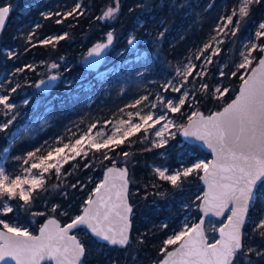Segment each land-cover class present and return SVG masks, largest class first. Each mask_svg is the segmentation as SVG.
<instances>
[{
    "label": "snow or ice",
    "instance_id": "obj_1",
    "mask_svg": "<svg viewBox=\"0 0 264 264\" xmlns=\"http://www.w3.org/2000/svg\"><path fill=\"white\" fill-rule=\"evenodd\" d=\"M262 2L264 0H235L230 11L222 10L200 46L189 49L188 55L176 64L164 61L162 82L159 83L161 91L141 94L122 107L118 106L107 118L89 115L85 123L82 116L66 124L63 132L46 139L39 137L51 126L54 101L58 97H49L58 83H63L65 89L66 99H62L61 104L88 107L95 102L97 91L103 93L112 87V76L121 78L126 74L129 80L138 84L149 80L156 70L154 61L159 60V48L168 29L163 28L152 41L157 47L151 59L150 53L139 47L140 38L132 31L126 39V47L117 53L121 58L119 62L100 71L98 66L107 63V52L114 42L115 28L112 27L105 34V42H97L89 49L83 71L75 79L66 76L71 67L64 64L61 68L58 61H41L48 69L46 79L34 82L25 78L22 84L13 78L36 72L39 65L25 63L6 72L0 78V134L5 141L0 146V261L9 264L7 258H10L16 264H43L47 260H54L55 264H84L87 249L74 234L77 230L85 235L90 231L100 241L113 246H129L133 206L128 201V165L134 163L136 155L131 149L137 143L144 146L136 150L141 153L166 149L177 134L182 135L187 144L210 149L214 159L202 158L197 151L178 144L176 147L181 149L177 154L178 167L167 164L166 152L158 153L162 163L150 166V175L155 177L149 182L153 189H160L162 182H166L174 191L183 192L190 177L207 185V191L203 196L197 195L191 205L181 203L185 218L178 229H171L172 234L162 240L161 255L155 264H238L240 260L244 264H254L253 257L264 260V247L253 246L250 242L257 237L264 241V210L250 215L257 202L264 206V20L252 29L247 28L253 7ZM213 3H209L208 8ZM146 6L137 3L128 11L131 13ZM121 7L122 0H110L94 19L114 23ZM91 8L92 5L84 4L83 0H75L66 11H44L41 16L45 20L57 17L54 21L57 25H63L70 17L78 23ZM11 9L10 2L0 6V31L5 27ZM194 15V23L202 26V15ZM75 26L76 23L67 25L68 28ZM41 27L42 24L37 22L26 35L18 37L25 52L30 50L29 45L31 48L50 45L55 50L60 41L70 38V33L64 31L40 40L36 29ZM226 41L231 44L227 50L221 47ZM222 52L226 55L235 52L229 72L224 71L228 67L227 61H215L219 65L217 73L221 82L213 86L211 95L222 102V108L205 114L197 107L201 101L197 100L196 91L208 94L209 85L203 81L209 75L208 66L214 64L213 58ZM5 54L8 59L18 56L15 49L7 50ZM224 77L241 81L238 94L230 98V102L224 101L230 92V88L222 83ZM197 80L201 81L198 88ZM24 87L34 91L17 100L14 94ZM124 93L125 88L121 86L119 94ZM30 104L31 116L22 112V108ZM186 105L191 111L185 110ZM176 115L185 118L186 122H179ZM18 119L21 120L19 124ZM22 145L25 148L17 151ZM124 146L129 150L117 151ZM96 154L102 156V161H110L111 166L106 168L103 180L91 189L80 214L70 215L59 204L49 207L46 198V211L33 210L35 201L46 197L50 191L66 197L67 193L62 189L67 178L79 167L72 162L88 160L84 163L87 169L93 166L92 160L98 159ZM90 155L92 160H89ZM118 161H122L123 166L117 167ZM70 163L71 169L65 170V165ZM53 177L57 182L49 184ZM78 185L83 189L79 180L70 186L75 189ZM149 195L165 198L168 193L166 190L146 192L143 199L147 200ZM193 207L202 213L196 223L189 222L188 213ZM58 209L60 216L68 217L63 224L49 215L56 214ZM225 212L229 213L226 222L221 221L219 228L209 229L218 232L219 239L209 243L205 218L210 215L222 217ZM28 216L47 217L39 227L38 235L22 222L21 217L27 221ZM160 228L166 229L168 224L162 223ZM138 243L142 244L143 240Z\"/></svg>",
    "mask_w": 264,
    "mask_h": 264
},
{
    "label": "trees",
    "instance_id": "obj_2",
    "mask_svg": "<svg viewBox=\"0 0 264 264\" xmlns=\"http://www.w3.org/2000/svg\"><path fill=\"white\" fill-rule=\"evenodd\" d=\"M12 4V11L9 17L8 25L2 35L0 42V76L4 71H10L16 67L25 64V61L31 56L37 57L36 59L52 60L57 57H64L65 62H62V68L64 64L70 66L75 63L74 58L78 52V45L84 43H91L93 41H100L105 39L107 31L115 28L113 47L109 55H113L115 52L120 51L126 47V39L130 32L135 31L137 36H140L142 40L148 39L147 44H141L150 53L149 58L154 55V49L157 47L152 43L159 31L163 28H167L168 32L165 34L162 46L159 48V60L154 61L156 70L150 74L151 78L162 77L164 61H169L172 64H176L177 61L181 60L188 55L189 49H195L197 46L202 44V41L206 37V33L210 26L214 23L217 17L221 14L222 10L227 9L230 11L231 6L235 3V0H122V7L119 18L114 23H101L94 19L95 16L100 14L101 7L110 2V0H83L84 4L92 5L91 11L85 13L84 16L79 18L78 23L74 22L72 18L65 20L63 25H57L54 23L57 17L53 16L49 20H45L41 13L52 9L55 11H66L72 7L75 0H0V6L6 3ZM137 3H145V8L136 9L134 12H129L130 7H134ZM209 3H213L211 8H208ZM185 5L179 7V5ZM195 13L202 15V26L195 24ZM264 20V2L260 5L253 7L251 19L247 25L248 29H252L258 22ZM41 23L42 27L36 29V36L42 40L46 35L57 33L62 34L64 31L70 33V38L60 41L56 46V53L50 54L46 51L47 46L39 45L35 48H30L29 51H24V45L18 38L21 34L26 35L29 28L35 23ZM69 23H76L75 27L68 28ZM143 24V27H139ZM145 30H147L145 32ZM183 37V39H181ZM34 43L36 42L34 38ZM225 50L231 47L229 42H225L221 46ZM237 47H239L237 45ZM15 49L19 57L21 52L24 53V57L17 61L8 59L5 50ZM230 57H232L230 59ZM214 64L209 68V75L206 76V81L209 85L208 94H203L196 91L197 100L201 101L197 107L199 110L204 111L208 114L209 111H217L222 108V102L213 99L211 92L213 86L221 82V78L218 76L217 68L218 64L215 61L221 63L227 61L228 67L224 69L225 72H229L232 69L233 62L235 59V52L228 53L227 55L222 52L219 57H214ZM84 64V63H83ZM83 64L77 65L71 72L66 75L75 79L79 73L83 71ZM74 70V71H73ZM26 74H29V79L33 82L38 79L39 75L36 72H26L19 74L21 81H24ZM149 77V78H150ZM212 77V78H211ZM132 82V80H131ZM130 82V83H131ZM224 86L230 88V92L224 97V101L230 102V98H234L238 94L241 81L238 78L228 79L227 77L222 78ZM64 88L58 89L57 92H61ZM83 95V94H82ZM186 111L191 109L185 106ZM96 114V103L88 107H81L80 105L64 104L62 107L55 104V111L52 117V125L47 131L42 134L39 139H46L55 135L58 132H63L64 126L69 124L73 120H79L82 116L85 119V123L88 122L89 115L92 117ZM179 118V122H186L185 118L176 115ZM136 139V137H133ZM5 141L0 134V146ZM184 144V148L188 150L197 151L202 158L211 160V154L198 145H191L185 143L181 138L180 134H177L175 140H170L166 149H154L151 152H137V149L144 147L137 143L133 146L131 151L136 152L133 157L134 163L128 165L130 169V201L134 209L132 216V235L131 244L125 248L110 247L99 243L89 233L87 235H78L81 241L85 244L87 252L84 260V264H109L107 257L104 252L98 251L99 247H105L110 251L113 256L115 264H155L160 258V247L162 246V240L170 234L171 229L180 220V204L183 200L194 199L200 191H203L202 181L198 178L190 177L187 183L184 185V191H174L172 187L166 182H162L160 189L151 188L149 182L155 179L150 175L151 165L162 162V159L158 156L160 152L167 153V164L173 167H178L177 154L181 149H178L176 145ZM25 146H20L17 151H21ZM121 150H129L127 146H124ZM98 159L92 160L91 155L89 160H92L93 166L85 169V173H92L91 180L87 183H81L84 185L83 189L78 185L77 188L73 189L70 185L75 181L66 182V186L62 191L67 193V196L61 195L59 192L50 191L41 200H37L34 203L35 211H46L44 206V199L48 201V206L52 204H59L62 209L69 212L70 215L80 214L83 207L84 200L87 199L88 194L95 185L101 182L104 170L111 165L110 161H102V156L96 154ZM102 161V162H100ZM98 162V163H97ZM88 163V160L82 162ZM97 164V165H96ZM117 165H123L122 161H118ZM95 167V168H94ZM55 177L51 178L48 183H56ZM149 185V187H145ZM167 191L168 196L160 198L155 195H149L148 199L145 200L143 197L146 192L154 193L156 191ZM153 201L155 203H153ZM59 209L56 214L49 213V215L56 216L61 220L62 223L68 221L67 216H60ZM197 221L201 217V213L196 210ZM46 216L27 217V221L24 224H31L36 227L35 231L38 232L37 227L44 222ZM169 220V221H168ZM168 222V228L161 229L160 225L164 222ZM250 231V229L248 228ZM147 235H143V234ZM142 239L143 243L140 244L138 241ZM259 239V238H258ZM248 243V241H246ZM259 245L264 247V241L259 239ZM135 257V258H134ZM255 258V257H253ZM259 262L254 264H264V260L259 259ZM238 264H244L243 260H240Z\"/></svg>",
    "mask_w": 264,
    "mask_h": 264
},
{
    "label": "rangeland",
    "instance_id": "obj_3",
    "mask_svg": "<svg viewBox=\"0 0 264 264\" xmlns=\"http://www.w3.org/2000/svg\"><path fill=\"white\" fill-rule=\"evenodd\" d=\"M47 11H53L54 12V10H52V9H48ZM146 31L147 30H145V32ZM138 37L140 38V36H138ZM105 40H106V38L103 39V40H100V41H93L91 43H87L86 41H84V43H81L80 45H78V48L79 49H78V52L76 54V57L74 58L75 63H73V65H71L72 64V61H71V64H70L71 69L74 67V65L83 64L82 60L85 57H87V53H88L89 49L91 47H93L95 43H97V42H105ZM140 41H141V43H140L139 47H141L142 49H145L146 50V48L143 47L141 44H147L148 39L142 40L140 38ZM112 47H113V45H112ZM111 49L109 50V52L107 54V57H106V62L107 63L106 64L103 63V65L99 69L100 71H103L106 67H111L113 63H118L119 60L121 59L117 55V53L119 51L118 52H115L113 55L110 56L109 53H110ZM6 51L7 50H5V52ZM46 51L50 54V56H51L52 53H56L57 52L56 48H55V50H53L52 46H50V45L47 46V50ZM24 53L25 52H21L20 55H19V57L18 58H14V60L17 61L18 59L24 57ZM36 58L37 57L31 56L29 59H27L25 61V63H33V64H36V65H39L37 67V70H36V74H38L39 77L35 81H38L41 78H45L46 77L45 74L48 72V69H47L46 65L45 64H41L40 63L41 61H45V62L58 61L60 63L66 61L65 58L63 60H60L59 59L60 57L59 58L57 57L56 59H52L50 61L49 60H45V59H36ZM61 66H62V63H61ZM211 67L212 66L209 65L208 66V70ZM6 72L7 71H4L1 74L0 78H3V76H4V74ZM80 74L81 73H79V75ZM29 77H30V75L29 74H26V77H24V81H21V78L19 77V75H17L13 79L14 80H19L23 84L25 82V78H27L28 81H31L29 79ZM68 78H71V77H68ZM110 79L112 81V87L109 88L107 91H105L103 93H101L100 91H97V93H96V96H97V98L95 99V103H96V114L93 115L92 118H107V117H110L112 115V113L116 110V108L118 106L119 107H122L124 104L129 103L131 100L137 98L139 95L146 94L149 91H151L153 94H155L158 91H161V89L159 87V83L162 82V77H159V78H151L150 77L149 80L151 82H149V80H145L143 82H140L139 84L135 80H132V82H131V80H129L127 78V75L126 74H122L121 75V78H117L115 76H112V77H110ZM189 79L191 80V78H189ZM205 81H206V77L204 78V81L203 82L205 83ZM200 83H201L200 80H197L196 81L197 88H198V86H199ZM121 86H123L125 88L124 95H120L119 94V89H120ZM33 91H34V89H31V88H28V87H24L18 94H14V95H15V98L17 100H21V99L24 98L25 95H31V93ZM64 92H65V89L63 88L61 90V92H57V93L51 95L49 98H51V97H58V99H56L54 101V104L59 105V106L62 107L64 104H61V100L62 99H66V97L64 95ZM172 95H178V94L173 93ZM151 98L152 97H150V99ZM41 111H43V109H41ZM22 112H25L29 116H31L32 115V105L30 104L27 108H22ZM175 118L178 121H180L177 116H175ZM19 123H21V120L18 119L17 120V124H19ZM51 125H52V120H51ZM13 127H15V125ZM173 131H175V129H173ZM140 135H143V133H141ZM72 163L78 164L79 167L76 170H74V172H73V174L71 176H69L67 178V181L66 182H70L71 183L72 182V179L75 181V183L79 180L80 181V184L81 183H84V182L85 183L89 182L91 180V174L92 173H87V172L85 173L84 172L85 171L84 165H82V162H80L79 160L74 161ZM72 163H70L68 165H65V170L71 169ZM160 163H162V162H157V163H155V165H159ZM73 183L74 182H72V184ZM203 194H204V187H203V191H200L198 193V195L203 196ZM194 200H195V198L192 199V200H183L182 203H185L186 202L189 205H191ZM197 203H199V202H197ZM180 208H181V204H180ZM262 210H264V206H262L259 202H257L256 208L250 212V215L255 216V215L259 214V212L262 211ZM188 216H189V222L190 223H196V222H198L197 221V215H196V209L194 207L188 213ZM226 216L224 218H222V219L221 218H217V217L209 219V221H208V223L206 225V232H207V235L210 238V241L213 242L214 239H218L219 233L218 232L210 231L209 229L212 228V227L219 228L221 226V223L220 222L221 221H223V222L226 221ZM184 218H185V212L181 208V211H180V220L178 221V223L176 225L173 226V228H177L178 229V226L183 222ZM166 223L168 224L167 221H166ZM25 226H27L28 229H29V231H31L33 234H37V232L35 231L36 227L32 226L29 223L28 224H25ZM39 227H40V225L37 227V230L39 229ZM249 229H250V227H249ZM77 234L78 235L79 234L80 235L82 234V236H83L84 235V232L79 231ZM171 234H172V232H170L169 235H171ZM250 242L252 243L253 246H257V245L260 244L258 237L255 238L254 240L250 241ZM169 248L171 250V246H169ZM98 251L104 252L106 255H108L107 262L109 264H113V263H110V262L113 261V256L109 255L110 254V251H108L104 246L103 247H99L98 248ZM253 262L258 263L259 262L258 258H253Z\"/></svg>",
    "mask_w": 264,
    "mask_h": 264
},
{
    "label": "water",
    "instance_id": "obj_4",
    "mask_svg": "<svg viewBox=\"0 0 264 264\" xmlns=\"http://www.w3.org/2000/svg\"><path fill=\"white\" fill-rule=\"evenodd\" d=\"M2 6V5H1ZM11 11H12V9H11ZM11 11H10V14H9V16L7 17V19H6V25H5V27L3 28V30L2 31H0V42H1V38H2V35H3V33H4V31H5V29H6V27H7V25H8V22H9V17H10V15H11ZM111 48H112V46H111ZM110 48V49H111ZM109 49V50H110ZM109 50H108V52H109ZM108 52H107V54H108ZM107 57V56H106ZM86 58V57H85ZM85 58L82 60V62L84 63L85 62ZM103 65V63L101 64V65H99L98 66V69H100V67ZM181 136V138L185 141V138L182 136V135H180ZM203 149H205L206 151H208L210 154H211V156H212V158H211V160L212 159H214V153H212L211 152V150L210 149H207L206 147L205 148H203ZM111 166V165H110ZM117 167H121V166H123V165H116ZM129 168V167H128ZM105 172H106V169L104 170V173H103V177H102V180H103V178H104V174H105ZM101 180V181H102ZM202 185H203V187H204V192L205 191H207V185H205L204 184V182L202 181ZM130 189H131V181H130V169H129V185H128V193H129V195H128V201H129V203L131 204V201H130ZM132 205V204H131ZM251 212V211H250ZM133 213H134V209H133V212H132V214L130 215V221H131V228H130V240H131V235H132V216H133ZM201 213V212H200ZM228 214V212H225V214H224V216H222V217H217V218H224L226 215ZM201 215H202V213H201ZM54 218H57L56 216H54ZM211 218H215V216H209V217H207V218H205V231H206V225H207V223H208V221H209V219H211ZM47 219V218H46ZM46 219L44 220V222L43 223H45L46 222ZM57 219H59V218H57ZM60 220V219H59ZM61 221V220H60ZM199 222V221H198ZM226 222V221H225ZM42 223V224H43ZM62 223V222H61ZM42 224H41V226H42ZM63 224V223H62ZM79 232V230H77L74 234H76L77 235V237H78V239H80V237L78 236V233ZM91 236H93L94 237V235L93 234H91L90 233V231L88 232ZM39 234V230H38V232H37V234H35V235H38ZM206 236H207V238H208V242L209 243H211L212 241H210V238H209V236L207 235V232H206ZM99 243H101V244H104V245H107V246H110V247H119V248H122V247H120V246H113V245H110L108 242H106V241H100L98 238H96V237H94ZM218 239H219V237H218ZM127 247V246H126ZM125 248V247H124ZM86 257V256H85ZM85 257L83 258V260H85ZM8 260H9V264H16V261H14V260H11L10 258H7ZM0 264H4V262L3 261H0ZM43 264H55V261L54 260H47V261H44L43 262Z\"/></svg>",
    "mask_w": 264,
    "mask_h": 264
},
{
    "label": "flooded vegetation",
    "instance_id": "obj_5",
    "mask_svg": "<svg viewBox=\"0 0 264 264\" xmlns=\"http://www.w3.org/2000/svg\"><path fill=\"white\" fill-rule=\"evenodd\" d=\"M61 63H62V62H61ZM76 66H77V65H74V67H73L74 70H75ZM61 67H62V66H61ZM73 68H72V69H73ZM74 70H73V71H74ZM71 71H72V70H71ZM74 72H75V74H76L77 71L75 70ZM45 79H46V77H45ZM62 86H63V83H58L57 86H56L55 88L52 89L50 96L53 95V94H55V93H57V90L60 89V88H62Z\"/></svg>",
    "mask_w": 264,
    "mask_h": 264
}]
</instances>
